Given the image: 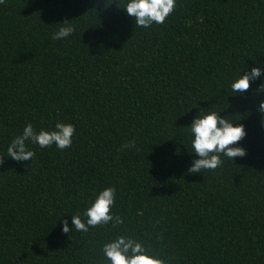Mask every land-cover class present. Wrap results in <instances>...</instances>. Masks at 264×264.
I'll list each match as a JSON object with an SVG mask.
<instances>
[{"label":"trees","instance_id":"16d2710c","mask_svg":"<svg viewBox=\"0 0 264 264\" xmlns=\"http://www.w3.org/2000/svg\"><path fill=\"white\" fill-rule=\"evenodd\" d=\"M123 6L0 2V264H106L116 235L164 264H264V72L242 95L229 87L264 64V0H176L148 28ZM64 22L75 31L52 39ZM199 110L242 124L246 154L190 173L182 127ZM57 122L75 127L69 148L30 143L32 162L8 158L25 124ZM107 186L123 223L63 233Z\"/></svg>","mask_w":264,"mask_h":264},{"label":"clouds","instance_id":"9594fccd","mask_svg":"<svg viewBox=\"0 0 264 264\" xmlns=\"http://www.w3.org/2000/svg\"><path fill=\"white\" fill-rule=\"evenodd\" d=\"M2 2V0H0ZM176 0H124L122 9L132 18L137 27L148 28L153 24H162L174 11ZM52 34L54 40L69 38L75 31L73 25L64 22ZM230 82L232 95H242L249 89L250 82L261 77L264 64L254 66L244 74ZM196 104L192 107L195 108ZM228 107V105H227ZM226 107V108H227ZM258 111L264 113V101H260ZM187 127H182L188 133L189 148L197 159L191 163L188 171L199 173L203 170H215L223 163L226 157L233 161L234 157H243L246 153L242 147L237 146L246 132L242 124L234 126L233 121L219 115L221 111L199 110ZM75 127L72 124L55 123L52 130L40 129L35 131L31 123L25 124L21 133L15 136L6 148L8 158L14 161L31 160L35 153L28 148V144H36L40 148L55 146L57 150H64L71 146ZM135 141H129L121 149L135 148ZM116 198V190L112 186L104 187L94 193V198L88 202L82 213L70 214L71 220H61V231L69 233L70 230L87 232L90 227H115L123 223L119 216L112 213ZM140 215L141 213H137ZM83 217L84 219H82ZM103 261L106 264H164L163 260L149 253L138 240L126 236L116 235L101 247Z\"/></svg>","mask_w":264,"mask_h":264}]
</instances>
